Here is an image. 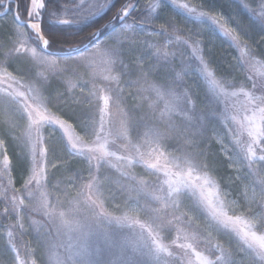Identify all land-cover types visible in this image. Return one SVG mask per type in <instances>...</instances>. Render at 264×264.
Returning a JSON list of instances; mask_svg holds the SVG:
<instances>
[{
  "label": "snow or ice",
  "instance_id": "obj_1",
  "mask_svg": "<svg viewBox=\"0 0 264 264\" xmlns=\"http://www.w3.org/2000/svg\"><path fill=\"white\" fill-rule=\"evenodd\" d=\"M224 2L200 0L194 7L178 0L143 5L140 0H0V155L13 149L24 189L21 194L12 187L8 194L11 159L3 155L0 178L7 187L0 193V217L9 223L0 242V264H191L189 253L199 264H235L220 244V254L212 259L215 253L203 255L180 242L195 240L194 230L224 238L246 253L247 264H264V74L257 80L237 61L243 83H233V65L221 67L210 39L217 36L221 46L224 38L229 46L244 45L247 62L255 66L264 61V35L260 43L249 44L244 38L251 39L254 25L233 13L229 19L236 27H229L219 10ZM113 10L114 16L88 36L73 27ZM259 14L264 33V0ZM144 35L163 37L164 43L141 41ZM97 61L109 73L119 66L117 75L105 79L119 83L127 76L128 89L147 85L143 90L157 99L140 104V93L120 87L98 96L95 84L78 96L73 90L79 85L83 92L89 83L80 69ZM38 64L55 75L50 79L38 72ZM54 79L67 88L53 87ZM202 80L214 94L235 96L226 89L239 86L248 97L243 111L251 115L238 122L248 139L238 156L230 154L219 130L228 106L221 96L214 99ZM245 86L261 94L253 98ZM94 100L102 106L93 108ZM110 106L120 115L118 126L108 119ZM224 127L228 136L237 135ZM213 141L220 143L219 150L211 147ZM221 152L239 175H220ZM57 159L66 176L49 180L45 162L55 168ZM72 160L81 167L71 169ZM249 179L258 196L255 210L243 199L234 206L233 186L239 193L237 181ZM53 193H59L54 203ZM25 208L29 217L36 213L43 220L31 219L26 227ZM29 229L34 244L25 260L14 235ZM172 245L181 251L174 252Z\"/></svg>",
  "mask_w": 264,
  "mask_h": 264
},
{
  "label": "trees",
  "instance_id": "obj_2",
  "mask_svg": "<svg viewBox=\"0 0 264 264\" xmlns=\"http://www.w3.org/2000/svg\"><path fill=\"white\" fill-rule=\"evenodd\" d=\"M158 0L155 2L153 1L152 3H157ZM179 3H185L184 1L178 0ZM148 3V0H140V4H146ZM192 6H198L200 4V0H196V4H191ZM245 5L247 7H245ZM69 9L73 8V5L69 3L68 5ZM261 7V0H225L223 7L220 8V12L222 13L223 19L228 23L229 27H236L235 23H233L230 19L229 16L230 14L236 13L239 15V18H241L243 21H250L254 27L252 28L251 32V39H248L245 37L244 39L248 40L249 44H253V42L260 43L261 42V36L264 35V33L261 32V25H260V14H259V9ZM255 10V11H253ZM199 11V8H198ZM115 14V10L108 12L106 11L105 13L101 14L99 17L93 19L86 25H76L73 26L77 29H83V35L88 36L90 35L91 31H95L96 28L102 26L104 23H106L107 20L111 19ZM173 15H175V12H172ZM178 20H182L183 17H176ZM164 20L161 19L158 23H163ZM117 24H119V21H116ZM198 23V22H197ZM107 31V29H105ZM119 31V28L117 29ZM239 32V29H237ZM220 35V34H218ZM139 39L141 41L143 40H148L150 44L155 43V42H160L164 43V38L159 37V36H140ZM213 45L215 46L214 51L216 53V58L217 62L221 63V67H227L229 64L233 65V68L230 69L234 72V80L233 83L236 81H240L241 84L243 83L242 77L240 74V70L237 64V61L240 63L244 64V69L245 71L250 70L251 74H253L257 80L259 77L264 74V61H261L260 63L253 64L251 62H247L249 60L248 53L247 51L243 50L244 45H241V47L237 48L235 45L229 46V42L227 38H224V43L221 46V41L220 39L217 38V36H211L210 37ZM171 43V42H169ZM255 46V45H254ZM39 51V49H38ZM30 55V53L28 54ZM259 57H255L254 60H259ZM11 63V62H10ZM198 64V60L196 61ZM45 68H47L46 65H44ZM14 68L13 65H11L8 68V71H12ZM41 72V69L39 70ZM214 71V70H213ZM81 75L84 80L89 81L87 88L84 89L83 92L79 91V85L77 86V89H74L73 91L78 95V96H84L87 94V91L89 88H92V85L95 84L96 88L94 89L97 91L98 96L105 94V91L109 89H115L116 87H120L125 89V92H131L133 94L140 93V95L137 98V102L140 104L146 105L150 101H154L157 98L155 97L154 93H151L150 91H144L143 89L147 88V85L144 84H139V85H133L131 89L127 88L128 84V77L121 75L119 83L111 80V79H105V76L108 75H117L119 72V66H115L111 73H109L106 70V66L100 62L97 61V63L94 66L91 67H85L80 69ZM15 74V73H14ZM45 76H48L50 79L52 78L53 75H55L54 71L51 69L47 68V73L44 74ZM214 76H216V79H220L219 76L215 74L214 71ZM133 79H136V77H133ZM202 85L204 86V89L209 92L210 95H213V98L215 99L217 96H221L223 101L227 104V116L228 119L224 120V116H221V124L219 125V130L221 132V138L223 139L224 143L228 146L230 149V154L232 156H238L242 152V145L247 142V134L240 128V123L242 122L245 114L251 115V112L245 113L243 111L244 106L248 105V97L244 96L243 92L241 91L240 87H235L232 89H226L228 92H236L237 95L235 96H222L220 93H213L211 86L207 83V81L202 80L201 81ZM52 86L53 87H60V88H67L66 84H61L59 79H54L52 80ZM244 91L249 92V94L255 98L256 96H259L261 93L260 91L253 90L248 86H245ZM197 95L203 98V93L199 91L197 88ZM143 97H148V100L143 99ZM97 104H100L102 106V101L100 100H94L92 107L95 108ZM158 106L162 109L163 108V101L158 102ZM110 115L108 119H110L113 123L114 126H118L119 120H120V115L117 112V109L115 107L110 106ZM232 117H235V120L232 119ZM240 117V118H239ZM227 124L229 127L233 128L236 130V136H228L227 134V129L224 127V125ZM111 139V137H110ZM239 141V143L237 142ZM211 147L215 150H219L221 145L217 141H213L211 144ZM9 158L11 159V168H10V174L12 177V186L8 188V194H11V188H17L21 190V194L24 193V189L22 187V181H21V167L17 163L15 157L13 155H8ZM113 162L116 163L115 158H113ZM48 166H49V171L47 173L48 179L52 180L53 176L56 177V181H59L62 177L66 176V173L64 171V164L61 159L56 160V167L52 168L51 167V161H47ZM229 163L228 157L224 155V153H220V165H219V173L221 176H226V175H239V173H236L235 168H229L227 167ZM71 169L75 170L78 167H81L76 163L75 160L70 161L68 165ZM114 171V170H113ZM137 172H141V168H136ZM247 169H242V172H246ZM118 178V176H117ZM219 179V177H217ZM46 183V182H43ZM64 183H67V180L65 179ZM251 182V179L246 180L244 182L237 181V184L239 185V193L235 191V186H233L234 191H233V196H235V201L240 203V201L243 199L245 200V196L243 193V187L249 186ZM254 186V185H253ZM7 187V181L3 178H0V193L3 192V188ZM35 187V185H33ZM69 191H72L73 193L75 192V189H68ZM48 191L51 192L52 189L51 187L48 188ZM59 195V193H53L50 199L55 201V197ZM230 199L233 197L230 196ZM61 199L63 200L64 197L61 196ZM3 200L4 197L3 195H0V212H2L3 209ZM258 207V204H257ZM256 207V208H257ZM25 213L28 214V209L25 208ZM31 219H38V220H43V217L36 213H32L29 218H25V223L28 225L30 223ZM199 222V221H198ZM9 221H6L2 217H0V227H7V224ZM11 223H15V220L11 221ZM203 228V225L201 224V229ZM1 229V228H0ZM195 231V240H189V241H183L181 239L180 242H185V243H191L193 247L196 249V251L201 252L203 255H209L210 253H215V255H212L211 258L215 259L216 255H219V251L216 248L215 241L212 238V236L203 230H194ZM33 233H28L25 232L23 236H20L18 233L14 235V238L16 239L18 247H20V253H21V258L27 260L28 255H27V248L32 246L34 244L33 240ZM175 232L172 233V238H174ZM7 237H0V242L5 240ZM166 244H172L171 239H165ZM172 250L176 253H179L181 250L176 248L175 245H172ZM230 251L232 252V260L235 261V264H244L243 261H241L244 258V254L242 251L230 248ZM187 260L191 261V264H198V261L195 258L194 254L189 253L186 256Z\"/></svg>",
  "mask_w": 264,
  "mask_h": 264
},
{
  "label": "rangeland",
  "instance_id": "obj_3",
  "mask_svg": "<svg viewBox=\"0 0 264 264\" xmlns=\"http://www.w3.org/2000/svg\"><path fill=\"white\" fill-rule=\"evenodd\" d=\"M155 2L156 0H151V2ZM181 1H184L185 3H191V4H196V0H181ZM14 67H15V65H13ZM41 69V72L43 73V74H46L47 73V68H45V66L44 65H37V70H38V72H40L39 70ZM240 118V117H239ZM241 118H243V117H241ZM71 131V130H70ZM3 155H13V149L11 148V147H9L8 148V150H7V152L6 153H4ZM3 155H0V169H2L3 168ZM46 164H47V169H46V171H47V173H48V171H49V166H48V163H47V161L45 162ZM43 183V182H42ZM253 184H251L250 183V185L249 186H244L243 187V193H244V198H245V200L250 204V206L253 208V210H255L256 209V207H257V200H258V196L253 192ZM257 191H258V188H257ZM36 194H38V192L36 193ZM230 199V198H229ZM230 200H232V199H230ZM25 203H26V205H27V203H28V201H27V199H26V201H25ZM239 204L240 203H238L237 201H236V203H235V207H237L238 208V206H239ZM25 211V210H24ZM237 214H240L239 213V211L237 212ZM25 218H29V215L27 214V213H25ZM25 218H24V223H25ZM249 218H251V213H249ZM25 225H26V223H25ZM26 227H27V225H26ZM1 229H0V237L2 238V237H6V226L5 227H0ZM28 233H33L30 229H29V231H28ZM34 234V233H33ZM211 236H212V238L214 239V241H215V245H217V244H220L227 252H228V254H229V259H231L232 260V252L230 251V248H232L231 246H229L228 244H226L225 243V239L224 238H222V237H220V236H217L216 235V233H211L210 234ZM219 251V250H218ZM243 254H244V258L241 260V261H243V263L244 264H247V260H248V257H247V255H246V253H244L243 252ZM28 259H29V257H28ZM198 264H199V262H198Z\"/></svg>",
  "mask_w": 264,
  "mask_h": 264
}]
</instances>
